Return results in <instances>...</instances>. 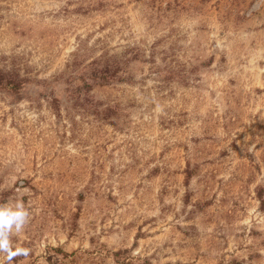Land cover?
Returning a JSON list of instances; mask_svg holds the SVG:
<instances>
[{"label": "rangeland", "instance_id": "obj_1", "mask_svg": "<svg viewBox=\"0 0 264 264\" xmlns=\"http://www.w3.org/2000/svg\"><path fill=\"white\" fill-rule=\"evenodd\" d=\"M9 73L12 264H264V0H0Z\"/></svg>", "mask_w": 264, "mask_h": 264}, {"label": "clouds", "instance_id": "obj_2", "mask_svg": "<svg viewBox=\"0 0 264 264\" xmlns=\"http://www.w3.org/2000/svg\"><path fill=\"white\" fill-rule=\"evenodd\" d=\"M29 217L22 202L0 208V264H12L15 257H27L29 248L13 247L11 236L20 233Z\"/></svg>", "mask_w": 264, "mask_h": 264}, {"label": "trees", "instance_id": "obj_3", "mask_svg": "<svg viewBox=\"0 0 264 264\" xmlns=\"http://www.w3.org/2000/svg\"><path fill=\"white\" fill-rule=\"evenodd\" d=\"M116 67L114 63L111 64L109 62H106L103 67L96 61H92L91 63H89L83 74H80L79 77L73 78L74 80H81L82 82L81 85H77L76 99H80L82 96V92L86 93L87 90L93 87L94 85L108 83L109 81H111L116 73V70L113 71L112 69H115ZM6 75L7 76L0 75V89L15 91L21 88V84H23V82L20 80L19 77H17V75H15V73H9ZM85 100L89 101V99Z\"/></svg>", "mask_w": 264, "mask_h": 264}]
</instances>
